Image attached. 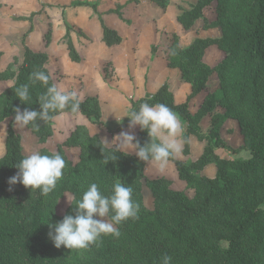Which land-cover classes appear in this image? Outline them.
Wrapping results in <instances>:
<instances>
[{
    "label": "trees",
    "instance_id": "obj_1",
    "mask_svg": "<svg viewBox=\"0 0 264 264\" xmlns=\"http://www.w3.org/2000/svg\"><path fill=\"white\" fill-rule=\"evenodd\" d=\"M152 1L163 9L169 5V0ZM213 4L216 19L209 21L205 10ZM72 6L93 8L107 46L124 41L123 36L105 22L97 2L75 1ZM122 8L113 11L130 23L123 16ZM179 9L181 13L177 20L186 30L204 18V27H219L221 36L198 37L191 45L182 47L179 35L173 34L167 51L169 66L179 68L183 80L191 83V95L187 101L176 103L174 93L166 83L157 92L132 100L131 109H138L143 102L166 104L186 123L184 136L188 140L184 143V153L190 152L191 135L205 143L203 153L197 159L169 160L174 163L180 180L194 190V195L174 189L172 180L167 177H147V162L136 155L118 152L116 160L104 164L102 140L98 135L90 134L84 125H77L56 150L41 147L42 154L59 153L66 161L62 179L48 196H42L39 190L31 192L20 183L10 186L9 177L18 171L14 165L26 156L22 137L11 124L5 153L0 156V264H159L165 253L172 257L171 264H264V0H198L189 3L188 8L179 6ZM71 30L67 25L63 41L70 59L81 62L82 56L74 44ZM45 40L49 45V33ZM212 45L224 51V57L214 66L204 61L205 51ZM24 46V60L19 67L14 68L18 63L16 59L0 71V82L14 81L0 93V123L14 118V107L39 110L38 97L46 90L40 83L31 85L29 76L36 70L50 74L48 53L34 51L25 39ZM173 50L176 55L170 54ZM156 51L157 47L153 46V54ZM2 55L0 51V58ZM213 73L219 77V88L209 92L193 114L190 101L208 88ZM50 77L49 83H55L51 74ZM26 83L30 84L31 105L22 104L15 95L16 88ZM81 101L76 113L65 109L53 114L47 122L38 121V132L32 130V125L28 127L38 141L45 144L54 134V118L66 112L82 113L103 126L98 97L87 96ZM218 106L225 109L223 113L216 112ZM208 114L212 115L211 129L203 133L200 122ZM229 118L239 123L244 137V145L240 148L233 149L222 139L220 130ZM136 137L141 145L149 140L147 131L140 128ZM65 145L80 148L77 162L69 158ZM217 148L236 154L247 150L250 156L224 157ZM209 164L216 166L213 176L203 173ZM93 182L98 183L104 194L110 192L115 182L130 185L133 199L140 205L138 219H129L119 225V238L103 236L88 249L56 248L48 237L49 223L55 224L64 215L74 214L75 202ZM144 185L151 192L152 208L146 205ZM66 192L73 194V200L67 211L60 215L55 210L56 202Z\"/></svg>",
    "mask_w": 264,
    "mask_h": 264
},
{
    "label": "crops",
    "instance_id": "obj_2",
    "mask_svg": "<svg viewBox=\"0 0 264 264\" xmlns=\"http://www.w3.org/2000/svg\"><path fill=\"white\" fill-rule=\"evenodd\" d=\"M197 1L198 0H191V3H196ZM127 5L128 7L122 9L123 16L132 20L134 25L127 24L118 16L117 13L110 14V20L104 19L110 27L116 29L123 36L124 41L121 44L110 47L107 46L102 40L103 31L101 24V30L99 29L97 38L88 39V41L92 42L93 46H83L84 48L80 49L76 45L77 50L82 56L81 62L76 63L70 59L67 45L65 44L66 50L63 51V57H65L68 61V67H74L78 69L77 72H72L74 77L67 82L66 79H68L69 74L68 71L61 69L60 74H58L55 73V70L53 71L51 68L53 62L59 63L58 60H60L58 59L59 57H56L55 48H53L52 45L41 47L39 42L36 44H31V36L27 37L28 41L26 39V44L34 51H44L48 53L49 59L47 67L54 79L55 84L60 87L67 88L68 90H76L81 100H84L87 96H97L102 110V120L104 121L103 126L94 123L88 116L82 113L74 115L72 113L66 112L56 116L54 118V128H56L54 129V134L44 144V146L48 149L54 150V146L52 147V144L49 145L51 142L54 143L55 147H57L59 144H62L66 137L72 132V130L76 128L77 125L86 126L90 134L98 135L103 143L105 140L111 142L113 138L121 131H131L137 135L139 126H136L134 129H129L128 126L121 129L124 124L129 123V118L123 116H125L128 110L131 109L132 100H138L144 97L147 93H155L166 83L170 86V89L174 93L176 103H183L187 101L188 97L191 95L193 91L191 83L183 80L182 72L179 68H173L169 66L167 51L172 43L173 34H178L180 37V45L182 47H187L191 45L198 37L221 36V29L219 27L205 28V19L201 18L196 22L192 29L186 30L177 20V17L181 11L176 9V6H174L175 2L173 0H170L166 9H163L152 0H140V3L138 4L139 9H137L135 12L132 11L131 5ZM214 5L215 4L212 5L213 9H211L213 11H211L212 15L208 16L207 14V11L210 8L205 10V17L209 21H214L216 19ZM171 10L172 13L169 15V11ZM22 19L24 20L21 21L23 26H21L22 30L20 31L24 32L28 29L31 31L33 29V25H31L30 20H26L24 17ZM138 24H140V26ZM129 25H131V27H128ZM133 27L134 31L131 32L130 30L133 29ZM0 34H6L8 38L13 35V33L11 34L9 31H0ZM88 37L90 36L88 35ZM1 40L2 39L0 36V51L3 52V55L0 58V71L5 70L8 65L10 63H14L16 59L18 60V63L14 66V68L17 69L23 62L25 55V46L23 44L22 37H18L17 40H11L10 42L8 41L6 43H2ZM153 46L157 47L155 54L152 52ZM143 50L145 51V57L144 60H141L142 57L140 53ZM223 57L224 51L221 50L217 45H212L206 49L204 61L210 66H214ZM108 60L112 61V65L115 67V71L118 73V77L115 79L114 77H112L113 79H104L103 70L106 67ZM215 74L217 73H213L209 78L207 88L208 90H203L190 101V111L193 114L199 110L207 94L218 89V86L215 89L212 88L213 82L218 81L219 85V79L214 76ZM131 77L133 79H131ZM13 82V80L1 81L0 83H5V87L0 91V93H2L9 85L13 84ZM224 110L225 109L221 106L216 108V112L223 113ZM179 118L184 122L182 117L179 116ZM211 119L212 115L208 114L201 120L200 126L203 133H208L210 131ZM230 121L237 120L229 118L225 121V123ZM222 128L220 130L221 134ZM111 130L115 131L111 132ZM63 135L64 139H61ZM204 146L205 143L200 141L197 136L191 135L189 154L185 155L183 151L185 144H183V149L178 159L183 161L197 159L203 153ZM109 147H111V144H109ZM195 149H197V152H195ZM128 151L130 154L135 155L134 150ZM216 151L221 154L218 148ZM241 152L239 154H234L231 152L227 153L226 155H221L231 158L246 157L242 156ZM247 152L249 153V151ZM150 163L151 162L146 163V175L149 173ZM171 165L175 166L173 162L169 161L167 167H170ZM210 167H214L216 173L215 164H209L206 169ZM166 168L163 171H160L155 165L154 171L159 172L161 177L170 178L169 176H172L173 173L170 171V173L167 174V172H165Z\"/></svg>",
    "mask_w": 264,
    "mask_h": 264
},
{
    "label": "clouds",
    "instance_id": "obj_3",
    "mask_svg": "<svg viewBox=\"0 0 264 264\" xmlns=\"http://www.w3.org/2000/svg\"><path fill=\"white\" fill-rule=\"evenodd\" d=\"M171 55H176L173 50ZM50 74L44 71H33L29 80L31 85L40 83L45 91L38 97L39 110L14 107L13 124L19 128L32 125V130L39 131L38 121L47 122L53 114L69 109L72 113L79 111L81 99L76 90H68L55 83L50 84ZM15 95L22 104H28L30 84H23L16 88ZM123 117L129 118V129L139 126L146 130L149 140L141 145L139 139L131 131H121L111 142L104 141L101 152L104 154V164L109 160H116L117 153L129 154L134 150L139 160L153 162L163 171L170 159L178 158L183 144L188 138L184 136L186 124L176 112L166 104H149L143 102L138 109H129ZM122 117V118H123ZM111 144V149H109ZM18 171L9 177L8 184H22L30 188L31 192L39 190L42 196H48L55 190L58 181L63 177L66 161L59 153L51 155L33 151L24 156L14 165ZM12 188L9 187V191ZM140 205L133 199V188L121 182H115L108 194H104L98 183H91L83 192L82 198L75 202L74 214H66L55 224L49 223V239L56 248L61 246L70 250L88 249L96 244L103 236L119 238V225L129 219H138ZM172 257L163 254L159 264H171Z\"/></svg>",
    "mask_w": 264,
    "mask_h": 264
},
{
    "label": "rangeland",
    "instance_id": "obj_4",
    "mask_svg": "<svg viewBox=\"0 0 264 264\" xmlns=\"http://www.w3.org/2000/svg\"><path fill=\"white\" fill-rule=\"evenodd\" d=\"M75 1H84V0H0V27H1L0 31L2 32L9 31L11 32V34L13 33L14 35V36L11 35V37L8 38L6 34H0L2 43H6L8 41L10 42L11 40L14 41L17 40L18 37H22L24 44V39L26 43V39L28 41L27 37L31 36L30 39L31 44H36L37 42H39L41 44V47L52 45V47L55 48L56 50V57H59L58 59L60 60H58L59 63L53 62L51 68L53 69V71L55 70L54 71L55 73L58 74H60L61 69H65L66 71H68L69 74H68V79H66V82L70 81L74 77L72 72L75 71L77 72L78 69L74 67H68V61L66 60L65 57H63V51L66 50L65 49L66 46L63 41V36L65 35L66 32V26L67 25L71 26L72 39L74 41L75 46L77 45L80 49H83L84 47H88V46H93L92 42L88 41V39L97 38L99 29L101 30L98 17L95 11L93 10V8L91 6H72V3ZM89 1L98 3L99 11L103 14L105 20H110L111 19L110 14H115L113 10L119 8L120 6H123V8L128 7L127 2H129L128 4L131 5L133 12L139 9L138 4L140 3V0H122V1L89 0ZM173 1L175 2L174 6H176V9L179 11H180L179 6H183L186 8L189 7V3H191V0H173ZM211 9H213V7L207 11L208 16L212 15L213 11ZM170 13H172V10L169 11V15ZM23 17L26 18V20L27 19L30 20L31 25H33V29L31 31L29 29L24 32L20 31L22 30L21 26H23V24L21 23V21L24 20L22 19ZM127 24L132 25L133 21L130 20V23ZM131 25H129L128 27H131ZM138 25L140 26V24ZM130 31L133 32L134 27ZM48 33L50 36V44L46 45L45 37L47 36ZM87 34L90 37H88ZM140 55L142 57L141 60H144L145 51L144 50L141 51ZM106 67L103 70L104 79H113L112 77H114L115 79L116 77H118V73L115 71V67L112 65V61L108 60L106 63ZM130 76H131V72H130ZM214 76H216L219 79L217 74H215ZM131 79L133 78L131 77ZM217 86L219 88L218 81L212 83V88L215 89ZM4 87H5V83H0V91ZM136 95H137V88H136ZM13 120L14 118L11 117L6 119L4 122L0 123V156H2L5 153L6 136L11 124L13 128L22 137V147L25 155H29L33 151L40 152V149L44 144H41L38 141V137L36 136V134L33 133L28 126L25 128H19L15 126L13 124ZM68 136L66 137V139L68 138ZM221 136L222 139L233 149L240 148L241 146L244 145V137L241 133L240 126L238 125L237 121H230L228 123H225L222 128ZM61 139H64V135L61 137ZM49 145H51L52 147L54 146L53 147L54 150H56L58 147V146L55 147L53 142L49 143ZM64 149L67 155L69 156V158L73 162H77L79 160L80 157L79 147L65 145ZM218 150L222 155H226L227 153H231V152L234 153L233 151L228 149L225 150L224 148H218ZM195 152H197V149H195ZM241 155L247 157L250 156V153L242 150ZM152 164L154 163L153 162L150 163V167H149L150 169L147 177L149 178L161 177L159 172L154 171L155 165ZM170 171L173 173L172 176H169L170 177L169 179H171L173 182L172 187L177 190L185 191L189 196H193L194 190L188 188L186 182L180 180L175 166L171 165L170 167H167L165 172H167L168 174L170 173ZM203 173L207 175H214L215 169L214 167H210L208 169H205ZM143 193H144V199L146 205L149 208H152L153 198L151 192L149 191L146 185H144L143 187ZM72 200H73V194L71 192H66L63 197L57 200L56 209H55L56 212L60 215L64 214L67 211ZM262 206L264 208V204Z\"/></svg>",
    "mask_w": 264,
    "mask_h": 264
}]
</instances>
